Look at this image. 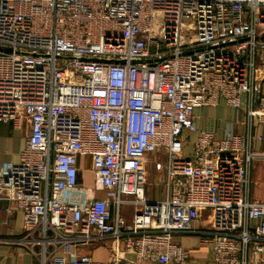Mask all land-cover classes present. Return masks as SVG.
Wrapping results in <instances>:
<instances>
[{"label": "built area", "instance_id": "1", "mask_svg": "<svg viewBox=\"0 0 264 264\" xmlns=\"http://www.w3.org/2000/svg\"><path fill=\"white\" fill-rule=\"evenodd\" d=\"M263 78L264 0H0V123L26 142L0 170V218L4 202L22 215L37 264H186V234L211 264H264V203L251 198L264 153L253 134L196 119L223 103L264 127ZM152 161L161 199L146 191ZM126 205L140 209L132 224ZM107 238L135 260L76 251Z\"/></svg>", "mask_w": 264, "mask_h": 264}, {"label": "crops", "instance_id": "2", "mask_svg": "<svg viewBox=\"0 0 264 264\" xmlns=\"http://www.w3.org/2000/svg\"><path fill=\"white\" fill-rule=\"evenodd\" d=\"M262 92L264 94V78L262 82ZM198 126L202 129H209L217 132L219 136H224L228 131L236 135L244 136L253 134V149L264 153V127L255 122L251 128L246 124V114L244 111L236 112L225 106L223 103L216 108H203L196 111ZM25 135L17 132L11 123H0V170H5L9 166L19 161V153L25 144ZM81 168L89 169V160H81ZM88 179L94 180L92 175L86 171L83 173V181L86 186L94 189L93 185L87 184ZM251 198L264 203V160L254 162L252 169ZM147 189V188H146ZM147 191V190H146ZM98 195V196H97ZM93 197L103 198L104 192L94 193ZM133 205L123 206L121 213L128 224L133 223L135 211ZM9 204L2 203V214L0 218V264H37V257L28 250V247L19 241L23 236V217L20 213H10L7 211ZM203 223L197 224V228L204 230L211 228L208 211L202 213ZM176 241L189 252L190 259L186 264H211V250L202 245L201 236L197 234H186L176 236ZM79 255L89 256L96 261L108 263L115 256L125 257L135 260L125 244L124 239L114 240L107 238L97 240L92 244L82 245L76 249ZM139 264H152L140 262Z\"/></svg>", "mask_w": 264, "mask_h": 264}, {"label": "rangeland", "instance_id": "3", "mask_svg": "<svg viewBox=\"0 0 264 264\" xmlns=\"http://www.w3.org/2000/svg\"><path fill=\"white\" fill-rule=\"evenodd\" d=\"M163 179L164 174L156 170V162H150L147 166V193L149 198H163L160 195L163 191V187L160 184V181H162ZM87 184L95 186L96 182L94 180L88 179ZM132 208L133 211H140V209L136 210V207L134 206H132Z\"/></svg>", "mask_w": 264, "mask_h": 264}]
</instances>
